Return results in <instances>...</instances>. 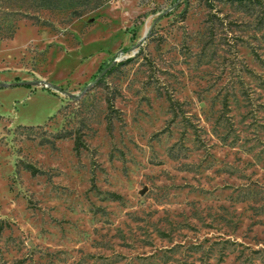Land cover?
Instances as JSON below:
<instances>
[{
  "label": "rangeland",
  "instance_id": "1",
  "mask_svg": "<svg viewBox=\"0 0 264 264\" xmlns=\"http://www.w3.org/2000/svg\"><path fill=\"white\" fill-rule=\"evenodd\" d=\"M0 81V264H264V0H0Z\"/></svg>",
  "mask_w": 264,
  "mask_h": 264
},
{
  "label": "trees",
  "instance_id": "2",
  "mask_svg": "<svg viewBox=\"0 0 264 264\" xmlns=\"http://www.w3.org/2000/svg\"><path fill=\"white\" fill-rule=\"evenodd\" d=\"M126 49H128V48H126ZM104 68H106V65H102L100 67L101 70H103ZM15 82H17V81H15ZM11 84H14V82H12ZM109 107H110V110L112 111V113H110V116H111L113 114V111H115L116 108L114 107L113 102H110Z\"/></svg>",
  "mask_w": 264,
  "mask_h": 264
},
{
  "label": "water",
  "instance_id": "3",
  "mask_svg": "<svg viewBox=\"0 0 264 264\" xmlns=\"http://www.w3.org/2000/svg\"><path fill=\"white\" fill-rule=\"evenodd\" d=\"M31 80H21V81H17L14 82V84H25V83H31ZM5 82L0 81V84H4ZM89 87V85L87 86V88Z\"/></svg>",
  "mask_w": 264,
  "mask_h": 264
}]
</instances>
